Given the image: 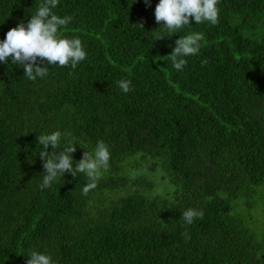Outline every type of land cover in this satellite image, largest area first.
<instances>
[{
	"label": "trees",
	"instance_id": "1",
	"mask_svg": "<svg viewBox=\"0 0 264 264\" xmlns=\"http://www.w3.org/2000/svg\"><path fill=\"white\" fill-rule=\"evenodd\" d=\"M42 2L0 0V40ZM158 3L59 0L54 13L72 17L60 35L80 38L86 59L35 81L0 63V264H26L31 250L53 264H264L235 211L244 187L264 190V0H220L217 24L171 37ZM191 32L204 34L199 53L177 71L166 57ZM57 130V152L77 143L73 167L98 141L109 147L87 194L84 173L40 188L37 137ZM152 174L167 192H154ZM189 208L203 218L187 224Z\"/></svg>",
	"mask_w": 264,
	"mask_h": 264
},
{
	"label": "clouds",
	"instance_id": "2",
	"mask_svg": "<svg viewBox=\"0 0 264 264\" xmlns=\"http://www.w3.org/2000/svg\"><path fill=\"white\" fill-rule=\"evenodd\" d=\"M144 3L146 7H151V0H144ZM219 3L220 0H159L154 12L155 22L162 24L170 37L182 29L190 28L193 22L215 25L218 23L220 12ZM58 4L59 0H43L27 23L20 22L6 33L5 38L0 40V63H7L10 59L12 64L22 65L25 77L35 81L37 78L46 77L51 66H70L75 69L86 59L87 52L80 38L60 35V30L67 27L72 17L61 18L55 14L53 9L57 8ZM135 25L144 29V21ZM154 31L157 32L156 40L164 39L159 35L158 30ZM203 39L202 32H191L180 36L175 41L171 54L166 58L172 62L177 71H182L188 63L185 57L197 55ZM117 85L124 93L132 91L131 80H119ZM65 135L57 130L37 137L38 144L42 146L38 156L44 169L40 188L41 190L50 188L53 182L58 177L62 178L65 173L73 177L78 173H84L89 181L83 188V193L87 194L90 189L96 187L102 172L109 167V147L105 142L98 141L94 152L84 151L82 159L75 162L73 167V154L77 150L75 146L77 143L69 141L62 151L57 152L62 136ZM49 148L52 149L51 153L48 151ZM203 215L202 210L189 208L182 212L181 219L190 225L195 219H202ZM26 264H53V262L50 255L31 250Z\"/></svg>",
	"mask_w": 264,
	"mask_h": 264
},
{
	"label": "rangeland",
	"instance_id": "3",
	"mask_svg": "<svg viewBox=\"0 0 264 264\" xmlns=\"http://www.w3.org/2000/svg\"><path fill=\"white\" fill-rule=\"evenodd\" d=\"M152 176L154 178L152 181L155 182L154 192L159 195L167 192L168 189L165 183L160 180V177L156 174H152ZM167 186H169V184H167ZM249 187L251 186L243 188L240 198L235 202V211L247 217L246 223L248 228L264 246V200H262L264 197V190ZM251 201L259 202L260 206L257 210H250L249 204H251ZM250 213L254 215L253 221H249Z\"/></svg>",
	"mask_w": 264,
	"mask_h": 264
}]
</instances>
